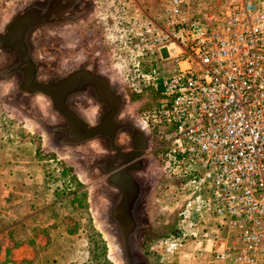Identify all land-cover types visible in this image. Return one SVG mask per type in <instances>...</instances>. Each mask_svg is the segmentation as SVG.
Instances as JSON below:
<instances>
[{
  "label": "rangeland",
  "instance_id": "rangeland-1",
  "mask_svg": "<svg viewBox=\"0 0 264 264\" xmlns=\"http://www.w3.org/2000/svg\"><path fill=\"white\" fill-rule=\"evenodd\" d=\"M50 1L56 0H0V30L17 12ZM94 1L59 0L61 14H57L52 23L34 28L27 46L37 74L45 75L46 81H56L67 73L85 68L104 77L109 87L120 96L118 121L126 122L124 126L140 129L147 139L146 151L140 160L142 168L132 173L139 195L133 209L136 228L130 241L133 256L130 264H184L176 262L175 257L180 251L190 248L197 251L202 245L191 235L182 239L177 211V205L189 190L188 182L181 181L182 176L192 172L193 168L166 166L164 134L160 130L165 125L152 117L153 109L160 99H164L160 97V85L143 80L147 69L133 66L130 50L119 48V41H122L119 28L114 26L112 18L107 17L106 10ZM161 1L147 0V5L157 11ZM184 1L193 11L200 12L216 10L230 0ZM18 64L16 53L0 48V133L19 132L23 138H31L34 161H39L38 164L51 173L58 170L50 160L54 159L58 165H65L74 177L77 182L75 195L68 194L69 198L60 200V204L53 208V216L60 219V228L71 231L80 228L85 237L92 234L94 240L100 242L96 254L105 258L106 264H129L117 223L110 215L119 189L109 183L98 163L102 160L99 156L108 153L105 147H100L104 146L102 139L100 142L98 138L85 143H65L67 138L62 131L65 119L53 109L48 97L19 88L20 72H13ZM73 101L78 110L73 109L80 115L84 114L83 111L94 114L99 108L91 91L70 97L68 105ZM124 132H119L120 138ZM54 177L58 175L55 173ZM54 202L53 197L45 196L43 186L36 184L33 185V209L26 203H15V198L4 203L0 201V264H23L25 261L53 264L62 262L57 260L59 256L79 258L77 241L70 235L64 233L56 240L57 233L49 237L46 231L41 234V230L36 229L34 237H42L33 250V245L27 244L33 243V222L23 225L20 222L15 226L17 216ZM8 225L15 227L7 232ZM53 240L56 253L45 256L43 250ZM48 257L50 260L44 259Z\"/></svg>",
  "mask_w": 264,
  "mask_h": 264
},
{
  "label": "built area",
  "instance_id": "built-area-1",
  "mask_svg": "<svg viewBox=\"0 0 264 264\" xmlns=\"http://www.w3.org/2000/svg\"><path fill=\"white\" fill-rule=\"evenodd\" d=\"M94 3L147 68L143 80L160 85L152 117L165 125L166 166L193 168L180 236L201 241L207 264H264V0L200 12L184 0L157 11L147 0Z\"/></svg>",
  "mask_w": 264,
  "mask_h": 264
},
{
  "label": "water",
  "instance_id": "water-1",
  "mask_svg": "<svg viewBox=\"0 0 264 264\" xmlns=\"http://www.w3.org/2000/svg\"><path fill=\"white\" fill-rule=\"evenodd\" d=\"M58 2L59 0L50 1L46 5L30 7L21 14H17L9 23L5 33H0V48L12 51L19 57L21 64H18L16 69L20 71L21 87L26 91L41 93L48 97L53 109L65 119V127L62 130L67 138L65 143H85L104 135L112 145L116 131L124 127V123L116 120L120 112L121 98L114 91L109 90V84L104 77L81 68L56 81H39L37 78L36 66L31 61V55L25 43V35L31 29L52 23L56 14H61L58 9L60 5ZM87 90L93 91L92 94L101 95V97H95L99 101L106 102L111 99L116 103L113 113L103 116L101 123L94 126H89L67 102L72 95L83 93ZM105 95L112 97H105ZM111 119L114 130L113 133L107 135L102 130V127L107 122H110ZM142 146L144 150L146 147L145 140ZM143 154V152L138 153V158L142 157ZM138 163L133 169L140 170L142 168L141 161ZM107 180L121 190L117 202L110 211V215L117 223L125 257L130 264L133 262L130 241L136 228L133 219V209L139 195L138 186L133 176L127 171L124 173V183L112 176Z\"/></svg>",
  "mask_w": 264,
  "mask_h": 264
},
{
  "label": "crops",
  "instance_id": "crops-1",
  "mask_svg": "<svg viewBox=\"0 0 264 264\" xmlns=\"http://www.w3.org/2000/svg\"><path fill=\"white\" fill-rule=\"evenodd\" d=\"M41 81V80H40ZM70 106L77 109L75 101ZM33 140L31 138H23L19 132L0 133V201L6 202L10 198H15V203H26L30 209H33V185L43 186L45 196H52L53 188L46 176L45 168L34 161ZM90 165V164H89ZM43 184V185H42ZM46 188H45V186ZM54 206H42L39 209L30 210L28 214L17 216L16 225L27 222H33V227H48L56 223L53 216ZM9 214L8 211L4 210ZM52 233L60 232L59 228L51 229ZM79 233L77 238H79ZM33 236L34 247L37 246V240L41 239ZM63 236H61L62 238ZM79 240V239H78ZM55 242L43 250L45 256L56 253ZM51 245H53L51 247ZM191 246V245H190ZM79 251H77L78 254ZM176 262L184 264H207L206 258L198 256L197 251L190 249L181 250L179 256L175 257Z\"/></svg>",
  "mask_w": 264,
  "mask_h": 264
},
{
  "label": "flooded vegetation",
  "instance_id": "flooded-vegetation-1",
  "mask_svg": "<svg viewBox=\"0 0 264 264\" xmlns=\"http://www.w3.org/2000/svg\"><path fill=\"white\" fill-rule=\"evenodd\" d=\"M32 7H34V6H32ZM21 13L22 12H17V14H21ZM56 16H57V14H56ZM14 17H12L8 23L3 25L2 29L0 30V33H5L9 23L12 21V19ZM32 31H33V29H31L25 35L26 46L29 43V41L27 39L31 38V36H32L30 34ZM27 49L29 50L28 46H27ZM29 52L31 55L32 53L30 50H29ZM18 59H19V57H18ZM31 61H32V63H34L32 57H31ZM19 64H21L20 61H19ZM17 66L18 65H15V67L13 68L14 73L20 72L19 70L16 69ZM70 73H67L64 77H66ZM64 77H62V78H64ZM19 88H21L23 91H26L25 89H23L21 87V81L19 83ZM109 90L113 91L110 87H109ZM26 92H29V91H26ZM86 92H88V90L83 92V93H86ZM30 93H33V92H30ZM76 95H79V93L72 95L71 97H74ZM93 96L101 97V95H98L97 93L94 94ZM105 97H112V96L105 95ZM67 102H68V100H67ZM97 105H99V108H98V110H96V112L94 114H91L88 111H83L84 114H82V115L77 113L89 126H94V125L101 123L103 116H105L106 114H110V113L112 114L114 109L116 108L115 101H113L111 99H109L106 102L98 100ZM116 120L118 121V118H116ZM120 123L125 124L126 122H120ZM113 128L114 127L112 125V119H111L110 122H107L106 124L103 125L102 130L107 135H109V134L113 133V130H114ZM120 131H125L124 134H122L121 138H120V134H119ZM98 138H99V140H98ZM101 139L104 143L103 144L104 146H102L100 144L101 145L100 147H105L108 150V153L99 156L102 159L98 162L101 164L100 168L104 171V173L107 171L105 173L107 178L112 176L115 179H117L118 181H120L121 183L122 182L124 183L125 180H123V177H124L125 171H127L131 175L134 171H138V170H135L133 168H135L139 164L138 162L143 158V156L145 154L147 143H146V147L144 150H143L142 145L144 144V140L145 141L147 140L146 137L143 135V132L140 129H137L135 127L131 128V127L124 126V127H121V129L116 131L115 139H114L112 145L109 142L108 138L104 135L93 139V141L98 140L100 142ZM141 152H143L144 154L142 157L138 158V153H141ZM120 193H121V190L119 189V194L117 195V198L119 197Z\"/></svg>",
  "mask_w": 264,
  "mask_h": 264
},
{
  "label": "trees",
  "instance_id": "trees-1",
  "mask_svg": "<svg viewBox=\"0 0 264 264\" xmlns=\"http://www.w3.org/2000/svg\"><path fill=\"white\" fill-rule=\"evenodd\" d=\"M141 67H144L145 69H147L145 66H141ZM50 160H52L51 162H53L52 164L55 167H58V170L55 169L51 173L48 172L47 168L45 169L46 176L49 180L48 182L51 183V187L53 188V193L51 197H53L56 202H54L51 205L54 206V205H59L60 200H65L69 198L70 196L68 197V194L75 195L76 193L75 190L77 188L76 187L77 182H75L74 177H72V175L69 174V170L67 169L65 165H63L62 163L58 165V163L55 162L54 159H50ZM55 173L56 175H58V177H54ZM55 219H56V223L53 225H49L48 227H44V228H40L38 226L33 227V236H34L35 230L38 229V230H41L40 231L41 234L46 231L47 232L46 234L49 237H51L53 234L51 229L58 227L60 232L55 231L57 235L54 238H57L56 240H58L61 238L62 235H64V233H66L67 235H70V237H72L75 241H77V251H79L78 252L79 258L74 259V258H65V257L59 256L60 259H57V260H61L62 262L55 261V263L53 264H106V259L102 258L100 254H96V247L100 242L94 240V237L92 236V234L87 233L88 235L85 237L84 233L82 232V229L80 228L77 231H71L67 229L62 230L59 226L60 219L58 217H56ZM15 226H16V223H15ZM14 227L8 225L7 232L11 231L12 228ZM78 233L80 234L79 238L76 237ZM45 237L49 239L47 236ZM52 242H54V240L51 241V243ZM27 244L34 245V240H33V243L29 242ZM44 259H49V257L44 258ZM22 263L32 264L31 262H28V261H25ZM13 264H16V263H13Z\"/></svg>",
  "mask_w": 264,
  "mask_h": 264
},
{
  "label": "bare ground",
  "instance_id": "bare-ground-1",
  "mask_svg": "<svg viewBox=\"0 0 264 264\" xmlns=\"http://www.w3.org/2000/svg\"><path fill=\"white\" fill-rule=\"evenodd\" d=\"M37 78L39 79V81L41 80V81H46L47 80V78H46V76L45 75H43V74H37Z\"/></svg>",
  "mask_w": 264,
  "mask_h": 264
}]
</instances>
